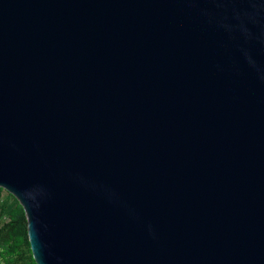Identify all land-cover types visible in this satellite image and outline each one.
Listing matches in <instances>:
<instances>
[{
  "label": "water",
  "instance_id": "95a60500",
  "mask_svg": "<svg viewBox=\"0 0 264 264\" xmlns=\"http://www.w3.org/2000/svg\"><path fill=\"white\" fill-rule=\"evenodd\" d=\"M0 188L36 264H264V0H0Z\"/></svg>",
  "mask_w": 264,
  "mask_h": 264
},
{
  "label": "rangeland",
  "instance_id": "374dc122",
  "mask_svg": "<svg viewBox=\"0 0 264 264\" xmlns=\"http://www.w3.org/2000/svg\"><path fill=\"white\" fill-rule=\"evenodd\" d=\"M18 201L0 188V264H36ZM23 215L24 221L20 218Z\"/></svg>",
  "mask_w": 264,
  "mask_h": 264
},
{
  "label": "trees",
  "instance_id": "16d2710c",
  "mask_svg": "<svg viewBox=\"0 0 264 264\" xmlns=\"http://www.w3.org/2000/svg\"><path fill=\"white\" fill-rule=\"evenodd\" d=\"M21 208H22V207H21ZM22 210H23V209H22ZM23 215H24V214H23ZM23 215H21L20 218L24 221V217H23Z\"/></svg>",
  "mask_w": 264,
  "mask_h": 264
}]
</instances>
